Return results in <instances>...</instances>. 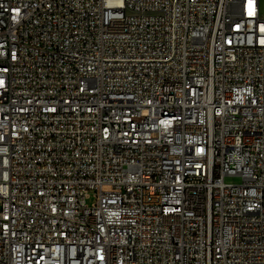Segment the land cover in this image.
<instances>
[{"label":"built area","instance_id":"obj_1","mask_svg":"<svg viewBox=\"0 0 264 264\" xmlns=\"http://www.w3.org/2000/svg\"><path fill=\"white\" fill-rule=\"evenodd\" d=\"M0 264H264V0H0Z\"/></svg>","mask_w":264,"mask_h":264},{"label":"rangeland","instance_id":"obj_2","mask_svg":"<svg viewBox=\"0 0 264 264\" xmlns=\"http://www.w3.org/2000/svg\"><path fill=\"white\" fill-rule=\"evenodd\" d=\"M225 181L229 183H238L241 181V177L238 175H228L225 176ZM94 201V197L92 196V193H90V196L86 199V203L88 205L92 204Z\"/></svg>","mask_w":264,"mask_h":264}]
</instances>
